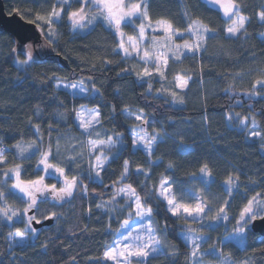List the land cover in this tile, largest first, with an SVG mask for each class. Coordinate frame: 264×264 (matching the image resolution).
I'll list each match as a JSON object with an SVG mask.
<instances>
[{
  "label": "trees",
  "instance_id": "obj_1",
  "mask_svg": "<svg viewBox=\"0 0 264 264\" xmlns=\"http://www.w3.org/2000/svg\"><path fill=\"white\" fill-rule=\"evenodd\" d=\"M4 1L8 13L17 12L24 20L33 21L40 28L43 20L38 17L46 19L52 9L60 5L59 0ZM235 3L241 9L240 14L249 20L245 23L246 32L229 38L226 28L230 25V19L225 18L221 10L207 0H149V15L153 21H170L183 32L188 27L186 19L190 17L192 21H198L219 33L214 37H205L206 52L201 51L196 57L182 56V62L170 65L168 76L180 73L184 77H192L188 88L183 90L184 104L175 106L170 103V97L158 98L155 90L160 88V84L156 79L151 82L152 94H148L147 83H141L135 75L146 65L138 58L124 59L113 52L117 37L102 20H97L95 26L88 27L86 31H73L68 17L63 16L61 22L54 23L56 35L50 37L46 35L47 26L44 25L41 30L47 42L33 45L36 62L30 67L17 63V60H26V52L14 36L0 28V147L36 140L33 129L37 124L40 125L45 146L49 140V125L60 130L51 133L53 138L62 139L78 134L72 109H78L80 105H99L106 117L111 115V105L116 106L113 118L104 120V129L108 130L106 136H110L112 130L130 135V122L121 113L125 107L143 109L149 113V119L154 116L156 122L152 125L161 135L167 132L164 142L157 146L151 156L153 161L161 162L151 166L143 150L135 148L130 139H126L125 149L110 162L106 172L101 173L103 184L89 181L87 165L83 160L78 161L85 176L83 182L89 186L88 197L76 195L60 205H56L55 201L40 204V211L34 210L39 220H44L52 212H56L60 219L57 221L54 218L52 224L39 228L38 239L21 245L9 247L10 239L6 240L5 236L17 228L22 229V223L0 225V264H72V258H75V264H112L111 261L98 259L105 245L115 239L112 230L119 228V222L115 219L108 228L109 216L118 214L124 219L126 215L110 213L111 205L103 210L96 205L110 199L112 182L118 179L124 160L132 162V169L137 166L151 168L149 184H158L160 177L165 176L181 186L189 185L192 181L189 182L188 174L198 173L199 168L207 164L215 178L210 192L224 191L223 182L230 175H235L245 182L241 184V190H247L249 197L264 193V142L258 138L249 139L245 129L239 130L238 119L231 121L232 126H228L226 119V115L233 112L240 113L241 119L248 116L251 120L254 117L258 122L257 129L264 135V93L257 87L260 95H245L253 91L255 80L264 77V38L261 36L264 21L258 18L259 13L264 11V0H235ZM71 7H79V4L72 3ZM122 29L129 35L135 33L131 26L122 25ZM188 38L185 36L183 39ZM106 61L111 63L106 64ZM125 68L133 71L122 73ZM201 68L202 73L198 71ZM257 70L259 72L246 77L241 84L233 82L234 74ZM54 77L66 82L83 79L89 88L95 81V87L100 92L95 95H73L64 88L58 89ZM229 85L231 94L227 91ZM37 109H40L39 114ZM57 111L68 113L66 122L54 117ZM5 155L9 158L8 167L16 163L27 166V174L21 175L23 179L45 175L35 169L38 156L20 160L15 158V150ZM169 163L175 166L174 170L168 169ZM68 174L78 175L77 172ZM143 179V176L133 174L125 182L138 188L136 181ZM45 181L56 182L50 177H46ZM250 182L260 186L252 190L248 186ZM8 203L23 206L14 197H9ZM119 203L123 204L124 201L119 199ZM89 207L91 212L88 211ZM156 219L161 224L167 220V240L181 253L176 258V264H184L183 253L188 248L178 235L183 222L166 216L163 204L156 208ZM260 236L256 232L250 233L245 250L233 248L231 253L235 256L250 255L252 264H264V254L261 253L264 243L258 241ZM45 244L47 248L43 247ZM229 249L230 246H226L223 250L226 252ZM205 257L209 262H218L212 256ZM151 264H169V260L160 257L153 259Z\"/></svg>",
  "mask_w": 264,
  "mask_h": 264
},
{
  "label": "snow or ice",
  "instance_id": "obj_2",
  "mask_svg": "<svg viewBox=\"0 0 264 264\" xmlns=\"http://www.w3.org/2000/svg\"><path fill=\"white\" fill-rule=\"evenodd\" d=\"M71 8V3H78L80 7L67 11L62 7L59 11L52 9L49 18L46 19V25H51L56 22H61L62 15H67L68 21L71 25V30H81L86 26L94 27L98 18H102L103 22L114 31L117 37L116 47L113 52L122 55L124 59L138 58L145 65L151 64L152 70L147 66L143 67L142 71L135 72L137 79L141 83H147L148 94H152L153 85L151 81L156 79L161 87L156 89L158 98L170 97V103L175 105H183L184 99L179 95V92L188 88L191 76L181 78L174 77L172 84L165 87L167 84L166 72L168 70V54L174 62H182V56H198L201 51L206 52V36H217L218 32L207 28L197 21H192L190 17L186 19L188 27L185 31H180L175 28L170 21L163 19L152 20L149 15V0H139V2L124 4V0H61ZM213 4H221L223 15L225 18L231 20L230 26L226 28V35L229 38H235L238 33L246 32L245 23L249 20L248 17L240 15V7L235 3V0H211ZM96 10V14H91ZM18 11V10H17ZM187 16L188 14L185 13ZM258 18L264 21V11L259 13ZM40 20H45V17H38ZM140 23L137 24L136 21ZM122 25L131 26L135 32L134 36H127L122 30ZM152 33L151 36L148 33ZM164 33V39L156 38V33ZM51 35H56L51 33ZM195 36L196 39L189 43L187 40L183 44H177L176 39H183L185 36ZM127 36V44L125 37ZM151 45V48L143 47L145 43ZM27 59L17 61L22 66H31L36 61L32 55V45L27 46ZM184 50L181 52V50ZM106 64L111 61H106ZM133 69H122V73L132 72ZM202 73L203 69H199ZM53 79L59 80V77ZM91 80V77L88 78ZM174 85V88H173ZM58 89L71 88L78 90L83 95H95L100 92L95 87V81H92V87H86L84 80L81 79L79 83L65 85L62 83L56 84ZM257 87L264 91V77L255 80L252 85L253 91L245 93V95L254 97L259 95L256 91ZM231 94V85L227 89ZM239 103V102H238ZM62 105V102H61ZM40 109H37L39 114ZM72 112L75 114V120L78 122V127L82 129L80 136L70 137L76 140V143L68 145L67 147L61 145V137L53 138L51 133L53 131L59 132V128L48 126L49 140L45 146L44 136L41 133L40 125L34 126V134L36 140L22 146L17 142L14 145L7 147H0V225H6L8 222L22 223L23 229L17 228L14 232H9L5 239L11 238L13 242L16 237L24 240L31 236L38 239V229L33 227V222L37 225L42 221L36 219L35 212H39V205L45 202H56L60 205L61 202L70 201L76 195H81L84 198L88 197L89 186L83 181L85 179L81 164L78 162L83 160L87 165V179L92 182L99 181L103 184V176L101 173L106 172L110 162L116 159L119 152L126 147V139H130L131 145L139 147L148 156V164H159L161 161H153L151 156L157 146L164 142V136L158 130H153L149 134L146 129L154 124L155 118L149 119V113L144 112L143 109L138 110V113H133L128 108L121 110L125 119H133L136 123L130 126V135L126 136L124 132L112 130V135L107 136V139H100L102 132L97 130V127L103 130L106 135L107 131L104 129V120L112 119L116 113V106L111 105V115L104 116L100 106L94 108H85L84 105L73 108ZM66 112L57 111L54 117L61 122L67 121ZM229 124L233 119H238L240 129H246L250 117L245 116L240 118V113H231L226 115ZM207 117H205V121ZM251 123L256 125L258 122L254 117H251ZM163 127V125H161ZM143 133V134H141ZM96 136L97 139L92 137ZM250 136L258 137L264 140V135L258 131H251ZM2 143V141H0ZM16 152V157L20 160H29L33 156H38L35 164L37 172H43L45 175H37L35 179H22V173L27 174V166L23 163L13 164L8 167L9 158L5 155L8 151ZM74 152V155H65V152ZM52 161H59L53 163ZM131 161L124 160L121 166V171L118 179L112 182L113 195L110 201L97 204L96 207L102 209L108 205L110 213H124L126 218L121 219L120 215H110L108 228H111V221L115 219L119 222V228L112 230L115 239L111 244H106L102 256L99 260L111 261L112 264H151L153 259L166 257L169 264H176V258L181 255L179 249L167 240L169 225L167 220L163 224L156 219V208L161 204L164 207L166 216L173 220L184 221L180 226L179 236L183 238V242L188 248V251L183 253L184 264H205L204 257L212 256L219 260V264H237V261L232 258L231 253H225L223 248L231 242L232 237H235L237 243L241 245V250H245L249 234L254 233L256 224L262 225L261 236L258 237L260 243H264V203L261 202V196L264 193H256L251 197L248 196L247 190H241L239 177L229 176L223 182L226 199L217 206L213 201L216 197L210 200L211 185L215 183V178L208 165L205 164L199 168V174L189 173V182L201 180L205 184L206 191L197 192L193 187L181 186V184L168 177L161 176L158 184H149L151 179L149 172L151 168L145 169L142 166H137L135 169L131 168ZM61 164L65 166L62 167ZM175 166L172 163L168 164V169L174 170ZM68 172H77L78 175L69 177ZM143 176V180H137V187L132 183H125L131 176ZM46 177L57 180V183H46ZM11 181V183H9ZM119 185V187H117ZM249 188L252 190L260 185L255 182L249 183ZM95 191V189H93ZM102 195V193H98ZM14 197L25 205L22 208L15 207L8 203V198ZM124 201L119 203V199ZM237 198H242L247 201L237 214L229 215L232 208L233 201ZM190 200L193 203H186L184 201ZM155 205L156 207H154ZM35 210V212H33ZM92 211L91 207L88 209ZM33 213L29 215V213ZM214 213V214H213ZM15 218V219H14ZM56 218L58 221L60 217L56 212H52L50 216H45V220ZM236 222V227L222 237L217 238L216 243L208 245L202 249V244L207 245L212 236L203 231L204 228L216 231L223 223L225 225ZM199 224V230L192 227L189 223ZM207 221V223H204ZM215 226V227H214ZM12 244H9L11 247ZM47 248V244L43 245ZM264 254V250H261ZM72 264H75V258H72ZM240 264H247V260L241 261Z\"/></svg>",
  "mask_w": 264,
  "mask_h": 264
},
{
  "label": "rangeland",
  "instance_id": "obj_3",
  "mask_svg": "<svg viewBox=\"0 0 264 264\" xmlns=\"http://www.w3.org/2000/svg\"><path fill=\"white\" fill-rule=\"evenodd\" d=\"M209 3H211V4H213L212 2H211V0H207ZM59 2H60V5H59V7L58 8H56V10L57 11H59L62 7H64V8H66L67 9V11H72V10H75V9H77V8H79L80 7V4H79V7H71V8H67V5H65V4H63L62 2H61V0H59ZM69 2L71 3V0H69ZM135 2H139V0H124V4L125 5H127V4H129V3H135ZM72 4V3H71ZM214 6H216L217 8H219L220 10H221V12H222V14H223V9H222V6H221V4H213ZM91 14H96V10H93V12L91 13ZM240 15H242V14H240ZM49 16H50V14L48 15V17L47 18H49ZM63 16H67V15H62V17H61V20H62V18H63ZM224 16V15H223ZM46 18V19H47ZM46 19L45 20H43L42 22H41V28H43V26L44 25H46ZM97 20H102V18H98ZM103 21V20H102ZM198 22V21H197ZM139 23H140V21H139ZM139 23H137V24H139ZM200 23V22H199ZM200 24H202V23H200ZM230 24H231V20H230ZM203 25V24H202ZM47 27H46V35H48L49 37L50 36H53V35H51L50 34V30H51V33H56V26H55V24L53 23V24H51V25H46ZM203 26H205V25H203ZM230 26V25H229ZM205 27H207V26H205ZM208 28V27H207ZM88 29V26H86L84 29H81L80 31H86ZM123 30V29H122ZM124 32V31H123ZM43 33V32H42ZM125 33V32H124ZM43 35H44V33H43ZM135 35V33L134 34H132V35H129V34H127V36H134ZM148 35L149 36H151L152 35V33L150 32V33H148ZM164 33H162V32H157L156 33V38L157 39H160V40H163L164 39ZM127 36L125 37V41H126V44H127ZM261 36L264 38V32L261 34ZM189 38L188 39H182V40H179V39H176V43L177 44H183L184 43V41L185 40H187L189 43H192L195 39H196V37L195 36H188ZM32 45V44H31ZM143 47H148V48H151V45L150 44H148L147 42L143 45ZM23 49H24V52H27L28 51V48H27V45H23ZM31 51H32V55H33V58L35 57V52H34V47H33V45H32V49H31ZM184 50L182 49L181 50V52H183ZM26 59H27V55H26ZM17 61H23V60H17ZM174 63H176V62H174L173 61V59H172V57H171V53H169L168 54V70H167V72H166V77H167V84H165V87H168L169 85H171L172 84V81H173V79H174V77H177V76H180L181 78H187V77H184V76H182L180 73H174V74H172V75H170V76H168V73H169V67H170V65H172V64H174ZM19 64V63H18ZM19 65H21V64H19ZM22 66V65H21ZM148 68H149V70H152V65L151 64H147L146 65ZM254 72H259L258 70L257 71H252V72H250V73H236V74H234L233 75V77H234V79H233V82H236L237 84H241L242 82H244L245 81V78L246 77H250L251 75H253L254 74ZM250 74V75H249ZM247 79V78H246ZM81 80H74V81H70V82H66V81H61V80H57L56 82H55V84H58V83H62V84H65V85H69V84H75V83H79ZM190 81V80H189ZM152 82V81H151ZM85 84V83H84ZM160 84V83H159ZM85 86L86 87H88L86 84H85ZM160 87H161V84H160ZM173 88H174V85H173ZM259 88V87H258ZM64 89H66V90H68L71 94H73V95H83V94H80L79 92H78V90H74V89H71V88H64ZM263 93H264V91H262ZM179 95L180 96H182L183 97V91H181V92H179ZM260 95V94H259ZM258 96V95H257ZM85 106V108H94V107H89V106H86V105H84ZM128 110H130L131 112H133L134 114L135 113H138V110H140V109H136V108H128ZM145 112V111H144ZM128 121L130 122V125H133V124H135L136 122L133 120V119H128ZM207 121H205V125H207ZM75 124H76V126L78 127V122L75 120ZM232 126V124H228V126ZM152 128V129H151ZM258 123L256 124V125H253L252 123H251V120H249L248 121V126H247V128L245 129V131H246V133L248 134V138L249 139H251V138H258V137H252V136H250V132L251 131H253V130H255V131H258V132H260L258 129ZM78 129H79V133L77 134H72L71 136H69V137H66V138H62L61 140H60V143H61V145H63V146H65V147H67L68 145H71V144H74V143H76V140H72V139H70V137H77V138H80V139H84L83 137H81L80 136V134H81V132L83 131L82 129H80L79 127H78ZM157 130L152 124L146 129V131L149 133V134H151L152 132H153V130ZM97 130L98 131H101L102 132V135H101V137H99L100 139H107V136L104 134V132H103V130H101L100 128H99V126L97 127ZM239 130H243V129H240V126H239ZM261 133V132H260ZM141 134H143V133H141ZM112 135V134H111ZM93 139H97V137L96 136H93L92 137ZM259 139V141L260 142H264V140H260V138H258ZM31 142H33V141H31ZM31 142H23V141H19V143H21V145L22 146H27L28 144H30ZM185 147H187V146H185ZM135 148H138V147H135ZM264 150V149H263ZM75 153L74 152H71V151H68V152H65V155H74ZM38 158V157H37ZM53 163H58L59 161H52ZM61 166L62 167H64L65 165L64 164H61ZM68 174V173H67ZM197 174H199V171H198V173ZM69 175V174H68ZM69 177H71L70 175H69ZM213 177H214V175H213ZM233 177H237V176H235V175H233ZM21 178H22V176H21ZM23 179V178H22ZM126 183V182H125ZM57 186L58 187H60L61 185H58L57 184ZM183 186H186V187H193L197 192H204V191H206V189H205V184L201 181V180H195V181H192L191 182V184H189V185H183ZM117 187H119V185H117ZM211 190V189H210ZM111 191H112V193H111V195L110 196H112L113 195V188H111ZM216 197V199H215V201H213L217 206H219V204L220 203H222V200L223 199H226L227 197H226V195H225V190L224 191H221V193H216V192H211V195L208 197L210 200L212 199V197ZM110 199H111V197H110ZM110 199L108 200V201H110ZM119 199V198H118ZM260 200H261V202L262 203H264V196H261V198H260ZM108 201H106V202H108ZM184 202H186V203H193V201H190V200H186V201H184ZM247 203V201L246 200H243L242 198H237V201H233V204H232V208H231V210L229 211V215L231 216L233 213H235V214H237V218H238V213L240 212V210H241V208L244 206V204H246ZM14 205V204H13ZM15 207H18V208H22V207H24L25 205H23V206H16V205H14ZM33 213H29V215H32ZM214 214V213H213ZM15 219V218H14ZM36 219H38L39 220V218L36 216ZM41 221V220H40ZM182 221V220H181ZM183 223H184V221H182ZM9 223H13V222H9ZM189 223L191 224V226L192 227H195V228H197L198 230H199V224H197V223H192L191 221H189ZM204 223H207V221H205ZM34 227V226H33ZM215 227V226H214ZM234 227H236V222L233 220V221H231V223H229V224H227V225H225V224H221L219 227H218V229L216 230V231H212V229H209V228H204L203 229V231L205 232V233H208V234H210L211 236H212V239L210 240V241H208V244L207 245H205V244H202V249L203 248H206V246H208L209 244H212V243H216L217 242V238L218 237H222V236H224V235H227L231 230H232V228H234ZM24 228V225H22V229ZM10 239V242H11V244H12V246H16V245H21V244H23V243H26V242H28V241H31V240H34L35 238H33V237H31V236H28V237H26L24 240H21L19 237H16L15 238V241H18V242H13V240L11 239V238H9ZM230 246V249L228 250V251H224L225 253H231V250L233 249V248H241V245H239L238 243H237V240H236V238L235 237H232V240H231V242L230 243H228L227 244V247H229ZM224 249V248H223ZM232 254V253H231ZM232 258L234 259V260H236L237 261V264H240V262L241 261H245V260H247V264H252V256H250V255H239V256H235L234 254H232ZM204 260H205V264H219V260H218V262H215V263H213V262H209L208 260H207V258L206 257H204Z\"/></svg>",
  "mask_w": 264,
  "mask_h": 264
},
{
  "label": "water",
  "instance_id": "obj_4",
  "mask_svg": "<svg viewBox=\"0 0 264 264\" xmlns=\"http://www.w3.org/2000/svg\"><path fill=\"white\" fill-rule=\"evenodd\" d=\"M0 28L14 36L20 46H28L29 44L40 45L47 42L37 23L24 20L17 12L8 13L4 0H0ZM41 221L42 223L39 225L33 222V226L37 229L48 226L54 222V218ZM261 228L262 225L257 223L254 232L261 235Z\"/></svg>",
  "mask_w": 264,
  "mask_h": 264
},
{
  "label": "flooded vegetation",
  "instance_id": "obj_5",
  "mask_svg": "<svg viewBox=\"0 0 264 264\" xmlns=\"http://www.w3.org/2000/svg\"><path fill=\"white\" fill-rule=\"evenodd\" d=\"M45 182H46V181H45ZM54 183H57L58 185H60L59 181H57V180H56V182H54ZM64 202H67V201H64ZM64 202H63V203H64Z\"/></svg>",
  "mask_w": 264,
  "mask_h": 264
}]
</instances>
